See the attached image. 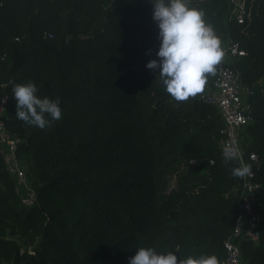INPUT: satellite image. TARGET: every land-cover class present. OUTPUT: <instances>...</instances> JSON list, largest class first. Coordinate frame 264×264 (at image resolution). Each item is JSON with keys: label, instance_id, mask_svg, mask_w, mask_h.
I'll return each instance as SVG.
<instances>
[{"label": "trees", "instance_id": "1", "mask_svg": "<svg viewBox=\"0 0 264 264\" xmlns=\"http://www.w3.org/2000/svg\"><path fill=\"white\" fill-rule=\"evenodd\" d=\"M248 4L251 19L238 24L229 0H189L221 48L236 41L246 52L227 65L253 116L240 145L262 160L260 239L236 243L241 264H264V0ZM153 12L151 0H0L4 119L36 191L26 205L0 143V264H129L139 247L226 258L241 179L223 161L220 112L203 99L215 74L174 101L147 68L160 46ZM28 82L60 100L62 118L43 130L16 117L12 88Z\"/></svg>", "mask_w": 264, "mask_h": 264}, {"label": "clouds", "instance_id": "2", "mask_svg": "<svg viewBox=\"0 0 264 264\" xmlns=\"http://www.w3.org/2000/svg\"><path fill=\"white\" fill-rule=\"evenodd\" d=\"M151 3L160 46L158 59L149 61L147 68L158 72L157 79L174 101H187L204 92L206 74H215L223 55L221 42L213 28L206 25L204 13L189 7V0H151ZM37 92L34 82L15 84L12 88L16 117L43 130L62 118V110L59 99L39 98ZM222 156L225 164L238 161V166L229 169L233 178L250 175L251 165L244 162L234 143H225ZM129 264H218V260L214 255L178 258L172 251L158 254L155 248L139 247Z\"/></svg>", "mask_w": 264, "mask_h": 264}, {"label": "built area", "instance_id": "3", "mask_svg": "<svg viewBox=\"0 0 264 264\" xmlns=\"http://www.w3.org/2000/svg\"><path fill=\"white\" fill-rule=\"evenodd\" d=\"M229 5V20L238 24H246L251 19L252 10L248 0H229ZM221 51L223 55L220 63L216 65L213 87L203 95V99L216 106L220 112L223 121L220 130L222 148L227 142L234 143L240 149L244 162L251 165L250 175L241 179L240 200L237 205L235 224L231 235L223 243L226 258L221 262V264H241V249L236 240L243 239L258 243L260 239L259 217L252 204V194L257 188L255 170L261 167L262 160L256 152L246 154L240 145L239 131L243 126L252 122L253 116L249 112V106L244 103L239 74L227 65L230 59L245 56L246 52L236 41H230L229 44L221 48ZM8 102L9 98L6 94L0 95V143L7 150L5 162L9 172L27 191L23 202L26 205H33L36 200V191L29 186L25 166L17 156L20 139L11 135L4 119ZM236 162L238 164V161Z\"/></svg>", "mask_w": 264, "mask_h": 264}]
</instances>
